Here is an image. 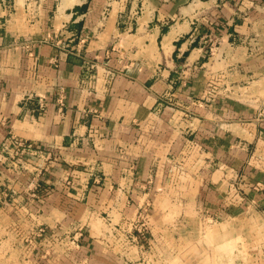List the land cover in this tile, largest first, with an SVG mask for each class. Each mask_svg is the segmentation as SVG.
Returning <instances> with one entry per match:
<instances>
[{"label": "crops", "instance_id": "0c3cea01", "mask_svg": "<svg viewBox=\"0 0 264 264\" xmlns=\"http://www.w3.org/2000/svg\"><path fill=\"white\" fill-rule=\"evenodd\" d=\"M262 75L264 0H0V264H166L110 236L179 203L264 227Z\"/></svg>", "mask_w": 264, "mask_h": 264}, {"label": "rangeland", "instance_id": "374dc122", "mask_svg": "<svg viewBox=\"0 0 264 264\" xmlns=\"http://www.w3.org/2000/svg\"><path fill=\"white\" fill-rule=\"evenodd\" d=\"M58 2L59 0H56V3ZM255 80L256 83H254L253 86L255 88L254 90L259 91L260 95L258 96L264 99V75H262L260 79ZM245 85L247 86V84ZM214 87L218 88L217 85L213 84L210 87L211 90L220 93L222 87L217 90ZM230 91L234 92V90ZM196 154L198 153H194L193 156L196 157ZM183 156L186 159L187 156H192V153H186ZM197 160L198 158L196 157V161ZM181 163L184 164V162L177 164L178 167L176 171L179 172L169 177L170 182L173 178H178L180 173L183 172L181 170L185 169ZM37 183H39V180H37ZM186 200L191 203L190 198H186ZM185 207H187V205L179 203V205L174 207L171 211L173 217H178L177 220L170 219L165 223V225H170L173 232H175V234L173 233L174 238H158V241H160L159 244L156 240L152 242L148 237L145 223L141 220V223L138 225L142 224V228L133 226L132 230L128 232L119 229V231L123 233V239L118 236L116 237V234L113 235L114 237L111 235L110 239L113 240V238H115L116 244L118 245H123L124 241L126 243L127 241L135 239L140 245H145V248L150 249L156 246L157 255L160 256L161 259H163L162 261H165L166 264H251L252 261L250 260H254V257L249 253L248 247H250V244L253 241H258V243H260L259 246L264 245V239L262 242H259L264 236V227L262 225H259V227L255 225V227L249 226L247 223H240L239 226L236 227L229 222H222L221 217L218 219L216 216L214 218L210 217L209 213L200 206L189 204L187 210L184 209ZM101 228L106 230L101 223H94V230L96 232L101 233ZM38 230L36 229L34 233L39 235ZM235 230H237V234H235ZM233 236H236V238ZM24 242L26 246L30 244V242H26V240H24ZM239 245L242 246V249L236 253L235 249H238L237 247ZM168 249H173V253L170 255L166 253Z\"/></svg>", "mask_w": 264, "mask_h": 264}, {"label": "built area", "instance_id": "2783aa9c", "mask_svg": "<svg viewBox=\"0 0 264 264\" xmlns=\"http://www.w3.org/2000/svg\"><path fill=\"white\" fill-rule=\"evenodd\" d=\"M10 146L12 148H14L17 153H21L24 155L25 154L32 155L31 152H36V151L41 150L40 148H37V146H35L32 143L25 142L21 139L14 138L12 136H10L8 142L6 144H4L3 149L8 150L10 148ZM38 231H39V236H43L46 234V231L44 228H41V229L39 228Z\"/></svg>", "mask_w": 264, "mask_h": 264}, {"label": "bare ground", "instance_id": "6f19581e", "mask_svg": "<svg viewBox=\"0 0 264 264\" xmlns=\"http://www.w3.org/2000/svg\"><path fill=\"white\" fill-rule=\"evenodd\" d=\"M41 228H44V227H41ZM41 228H40V229H41ZM72 242L76 244V242H75L74 240H72Z\"/></svg>", "mask_w": 264, "mask_h": 264}]
</instances>
